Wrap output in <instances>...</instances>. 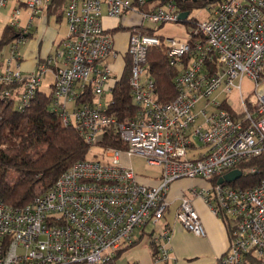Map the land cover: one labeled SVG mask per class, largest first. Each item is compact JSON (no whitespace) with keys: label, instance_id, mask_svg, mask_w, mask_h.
Wrapping results in <instances>:
<instances>
[{"label":"built area","instance_id":"2783aa9c","mask_svg":"<svg viewBox=\"0 0 264 264\" xmlns=\"http://www.w3.org/2000/svg\"><path fill=\"white\" fill-rule=\"evenodd\" d=\"M8 1L0 0V10ZM53 1L13 0L1 26L2 31L12 27L17 37L8 42L7 57L0 45V103L24 109L54 66L48 84L52 110L99 150L75 161L23 207L0 199V264L108 262L132 244L140 228L157 224L168 206L170 184L181 178L208 183L198 193L229 234L222 264H264V179L245 188L217 182L264 153V0H219L208 19L191 22L184 39L163 40L141 29L149 27L145 21L157 26L179 21L180 10L172 0L150 7L146 0H66V37L56 53L24 73L18 44ZM22 9L25 25L18 19ZM104 14L138 17L126 48L136 110L121 119L109 110L112 91L104 97L112 77L107 59L113 53ZM161 44L176 69V95L167 102L158 101L147 68L149 48ZM244 78L253 83L247 96ZM232 90L239 93L238 110L226 98ZM108 136L121 146L100 144ZM134 155L160 167L156 184L139 181L130 163ZM175 216L186 230L206 235L190 198L181 197ZM169 234L167 228L159 233L153 262L167 261Z\"/></svg>","mask_w":264,"mask_h":264},{"label":"trees","instance_id":"16d2710c","mask_svg":"<svg viewBox=\"0 0 264 264\" xmlns=\"http://www.w3.org/2000/svg\"><path fill=\"white\" fill-rule=\"evenodd\" d=\"M172 1L178 10L190 12L193 8L210 2ZM64 3L65 0H54L48 6L47 12L51 16L60 15L63 13L61 7ZM186 23H189L188 19ZM141 32L156 34L151 27L142 28ZM16 37V31L6 25L1 33L0 45ZM159 37L161 40L164 38L161 35ZM147 68L154 80L158 101H170L176 95L173 85L176 69L168 64L166 47L163 44L149 48ZM130 69L131 61L128 56L123 73L112 88L109 110L119 119L133 115L136 110L128 82ZM91 97L92 95L89 99ZM100 144L121 146L116 138L109 136L103 137ZM89 149L90 146L77 130L71 125H65L52 110L51 94L48 90L39 89L24 109H18L9 101L0 103V199L8 206L23 207L38 193L52 186L75 161L85 159ZM238 168L244 175L233 181L231 186L245 188L258 184L264 179V153L242 162ZM253 168L254 171L251 172ZM212 181L215 182L216 179L213 178ZM122 251L123 249H119L112 260L102 264H115ZM155 253L156 248L153 255ZM216 264H222L220 258Z\"/></svg>","mask_w":264,"mask_h":264},{"label":"crops","instance_id":"0c3cea01","mask_svg":"<svg viewBox=\"0 0 264 264\" xmlns=\"http://www.w3.org/2000/svg\"><path fill=\"white\" fill-rule=\"evenodd\" d=\"M64 6L65 3L61 7L62 10ZM103 11H105L104 7ZM50 19L59 23L60 27L50 26ZM137 19L138 17L134 14L125 15L119 20L109 18L105 14L103 16L102 22L104 27L113 35V53L107 59L112 77L109 82L110 87L104 95L105 98L110 96L108 91H112L115 81L123 73L128 57L126 48L129 29L133 22H137ZM33 23L35 35L30 40L36 37L34 46L32 49H29L30 45L29 50L21 54L22 60L19 64L24 73L34 71L37 63L47 55L53 54V50L56 53L59 43L67 35V22L63 13L51 16L46 8ZM158 27H153L155 33L164 37L163 34L156 30ZM181 35L178 34L173 37L178 39L186 37V35ZM53 69L54 66L51 68V71L47 72V75H51L49 83L52 81ZM159 174L160 167L159 171L153 175L139 176V181L147 185H154L157 182ZM206 187H208L207 181L199 178H181L173 181L166 192L168 206L163 217L156 225H152L153 228L148 232L145 231V226L140 228L134 235L132 244L123 248L115 264H216L217 260L227 250L229 234L224 222L212 213L209 205L198 193ZM182 196L190 198L205 228V236L199 237L193 234L176 220L175 214ZM163 228H167L170 233L169 240L166 243L169 257L167 261L153 262L152 256L155 248H157L159 233ZM152 242L153 244H151Z\"/></svg>","mask_w":264,"mask_h":264},{"label":"rangeland","instance_id":"374dc122","mask_svg":"<svg viewBox=\"0 0 264 264\" xmlns=\"http://www.w3.org/2000/svg\"><path fill=\"white\" fill-rule=\"evenodd\" d=\"M158 0H153L148 2V6H153L157 3ZM219 0L216 1H210L208 4L206 5H201L197 8H193L191 10V12H189V17H188V21L189 23H185V22H181V21H173V22H167L161 26H159L156 30L163 34L164 37H173L176 36L178 34H182L181 36H184L188 33V30L191 28L192 26V21H203L206 20L210 17L211 13H212V7L215 6L216 4H218ZM13 0H9L8 4L5 8H1L0 10V36H1V32H2V28L1 26L5 24V20L6 17L9 15L11 7L13 6ZM26 14L24 13V10H21V15L19 16L18 19H20V24L21 25H25V16ZM119 20V19H117ZM145 26H149V27H157V24H153L151 22L145 21L144 22ZM49 25L50 26H54V27H60L59 23L55 22L53 19L49 20ZM33 27H34V23L31 25V27L29 28V35L22 40L18 46H19V53L23 54L25 53V51L32 49L34 46V42L36 40V37L31 39V37H34V33L33 32ZM31 45V46H30ZM30 46V48H29ZM29 48V49H28ZM2 50H4L5 56L7 57V52H8V42L3 44V48ZM55 50L52 51V53H54ZM51 79V75L48 74L44 80H43V85H42V89L44 90H49V81ZM242 92L244 94V96H247V94L250 92L252 93L253 90V83L248 79V78H244L242 80ZM227 101L229 102V105L231 107H233L235 110H238L241 106L239 103V93L236 90H232L230 93H228L226 95ZM201 103V102H200ZM99 148L98 147H91L89 149V154L94 153L96 151H98ZM189 154V153H188ZM130 163L133 167L134 172L137 174V176L140 177H144L145 175H153L154 173L159 171V167L156 166H152V165H148L144 158L134 155L131 157L130 159ZM153 228V226L150 223H147L145 226V231L148 232L149 230H151ZM120 264V263H119Z\"/></svg>","mask_w":264,"mask_h":264},{"label":"water","instance_id":"95a60500","mask_svg":"<svg viewBox=\"0 0 264 264\" xmlns=\"http://www.w3.org/2000/svg\"><path fill=\"white\" fill-rule=\"evenodd\" d=\"M147 2H150V1H153V0H146ZM160 1H165V0H158V2ZM192 2H196L198 0H190ZM208 1H212V0H208ZM189 12L190 11H180L179 13V21L181 22H186L188 16H189ZM242 175V171L240 169H233L227 173H225L223 176L219 177L217 179V182L218 183H222V182H233L237 179H239Z\"/></svg>","mask_w":264,"mask_h":264}]
</instances>
